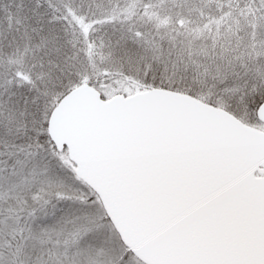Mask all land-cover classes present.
<instances>
[{"label": "snow or ice", "instance_id": "obj_1", "mask_svg": "<svg viewBox=\"0 0 264 264\" xmlns=\"http://www.w3.org/2000/svg\"><path fill=\"white\" fill-rule=\"evenodd\" d=\"M0 264H264V0H0Z\"/></svg>", "mask_w": 264, "mask_h": 264}]
</instances>
